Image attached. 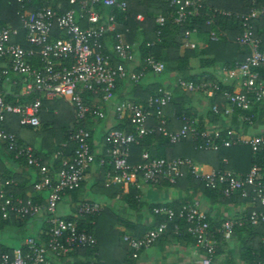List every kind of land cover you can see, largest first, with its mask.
I'll return each mask as SVG.
<instances>
[{
    "label": "built area",
    "instance_id": "1",
    "mask_svg": "<svg viewBox=\"0 0 264 264\" xmlns=\"http://www.w3.org/2000/svg\"><path fill=\"white\" fill-rule=\"evenodd\" d=\"M21 2L22 26L26 31V39L31 47L26 48L12 38L20 34L19 29L8 25L0 27V58H7L11 68L17 73L29 76L22 93L30 94L39 91L44 98H64L75 110V120L69 128V139L75 143L74 154L71 160L65 159L62 168L53 176L42 165L34 154V147L21 143L17 135L7 129L6 117L9 113L19 115L20 124L38 128L41 121V98L32 103H12L6 100L2 87L7 70L0 67V140L15 154L16 158L24 157L28 164L40 167L41 178L36 182L35 188L49 189L46 204L33 201L32 198L15 197L9 194L4 185L0 184V220L8 219L12 212L19 218L29 213L43 214L46 209L51 215L52 227L46 242H38L33 237L24 241V246L16 247L12 252H3L0 255V264H52V255L68 254L79 247H95L98 243L94 233L77 226V220L68 221L58 213V205L63 200L68 190H74L81 186L85 173L95 164L112 165L113 170H107V177L114 185L124 186L132 184L138 188L149 186L165 179L171 184L177 182L183 175L184 167L190 168L195 177L208 187L222 189L227 197L239 195L245 201L254 205L259 204L264 208V180L259 177L257 164L251 166L246 173H241L231 168H214L205 171L189 157H154L148 151L142 153L141 162H130L131 147L138 143L148 132L155 130L148 123L152 117L159 119L164 126V107L173 98V91L168 88H160V92L148 99L147 105H138L130 100L114 103L117 118L126 111L130 112V122L134 131L112 128L107 133L104 151H97L91 141V131L85 126L89 116L104 118L105 111L99 105H91L84 99L85 92L100 93L105 101L113 100V90L117 78L131 76L133 81H138L141 74L129 71L123 64L114 65L111 56L103 50L102 39L108 32H114L115 44L113 53L127 61L134 59V45L126 40L125 33L118 30V22L114 15H108L102 19V14L96 8L103 3L106 6H117L126 9L127 0H69L70 7L65 11H59L50 6H44L33 11L28 10L26 1ZM176 6L177 20H183L190 14H198L203 0H167ZM216 13V12H215ZM229 14V12H225ZM264 15V5L255 6L249 13L242 14L243 31L238 37L240 44L250 48L247 59L238 67L227 70L231 77L241 78L242 89L238 91L222 90L218 83L181 81L183 89L206 91L211 97L220 93L226 98L230 108L226 113L233 112V106L237 105L242 110H251L254 104L264 105V78L260 71L264 67V48L261 40L255 36L253 19ZM87 15L89 25L83 26L79 18ZM215 15V14H214ZM143 20L142 14L138 15ZM158 22L163 24L165 18L159 17ZM58 26L65 34L62 37H54V27ZM214 38L216 35L212 32ZM192 32L186 31L185 48H194L197 41L191 40ZM40 57V65L35 66L31 62L33 56ZM70 58L72 63L66 64L65 59ZM148 65L155 72L165 70V63L154 57L148 59ZM217 111V105H213ZM241 120L252 123L255 114L245 111L240 114ZM183 126L178 130L168 131L161 126L162 131L173 143L180 142L190 134L197 141V148L204 151H218L222 147L234 145L250 146L254 152L264 150V134L245 136L238 135L229 130L226 135L221 129H200L199 120L190 116L182 117ZM227 164L229 161L224 158ZM99 201L88 199L79 202L77 215L96 214L103 209ZM153 212L161 215L163 220L154 227L149 228L141 237L125 236L124 240L131 250L132 258L139 256V251L147 250L154 246L157 240L169 231V224L174 222L173 231L177 235L182 234L180 222L186 220V231L195 239L196 247L202 251L199 258L189 264H212L215 250L219 245L217 234L223 239L231 240L237 227L255 224L264 221V209L254 208L247 220L227 219L222 227L215 230L211 228L207 215L201 208V203L195 200L184 204L181 209L175 210L166 205L154 207ZM176 220V221H175ZM219 231V233H218ZM257 264H264V260Z\"/></svg>",
    "mask_w": 264,
    "mask_h": 264
},
{
    "label": "trees",
    "instance_id": "2",
    "mask_svg": "<svg viewBox=\"0 0 264 264\" xmlns=\"http://www.w3.org/2000/svg\"><path fill=\"white\" fill-rule=\"evenodd\" d=\"M261 5H264V0H203L198 14H190L180 21L177 20L176 6L171 5L167 0H127L126 9L117 6H106L103 3L97 5L96 8L102 14L103 20L108 15H114L118 22L117 29L123 31L127 42L133 44L135 47L134 59L127 61L113 53L115 44L114 32H108L103 37V50L111 56L114 65L123 64L129 71L137 74L142 73L138 81H133L134 79L130 75L124 78H117L113 97L118 101L128 99L138 105L146 106L148 99L158 94L160 88H168L173 91L172 100L164 107L165 118L167 119L166 124L163 126L156 116L150 119L148 125L151 128H155V130L148 132L140 138L138 143L132 145L130 162H141V156L144 151H148L154 157H165L168 159L189 157L199 160L202 159L203 153H207L208 157H214L216 162L218 161V168L245 170L246 167L249 168V166L257 164L259 177L264 180V150L254 152L250 146L234 145L222 147L218 151H204L196 147L197 141L192 134L180 142L173 143L161 129V126L165 127L168 131L180 129L184 124L182 120L183 115L197 118L198 110L194 103V95L197 93L202 98V95H205V93L203 90H198L194 93V91L183 89L181 81H192L199 84L211 80V76L208 75V72L196 71L191 64L192 59H199V67L202 69L219 64L221 68H226L227 70L235 69L247 59L250 54V48L240 44L238 41V37L243 31L241 15L249 13L252 8ZM44 6L65 11L70 7V2L69 0H31L26 1L25 7L33 11ZM227 10L229 14L225 13ZM139 14L144 16L143 20L138 19ZM161 16L165 18L163 24L158 22ZM79 22L83 26L89 25L87 15L79 18ZM253 23L255 36L261 40V46L264 48V15L260 14L254 18ZM8 25L20 31L18 36L12 38L14 42L20 43L26 48L31 47L26 39V31L22 26L21 2L19 0H0V27ZM186 31H191L192 36H198L205 45L200 47L197 44L194 48H185ZM212 32L215 33L216 38L213 37ZM62 36H65L63 30L55 26L54 37ZM150 57L163 61L165 63V70L155 72L149 67L148 59ZM4 59L8 60L7 58ZM65 61L68 65L72 63L70 58L65 59ZM31 62L35 66H39L41 63L40 57L38 55L33 56ZM2 68L7 70L4 80L9 78L12 83L11 92L5 93L7 101L18 104L32 103L37 98H41L42 100L40 112L42 123L38 128L20 124L19 115L9 113L6 117L7 129L13 131L21 143L24 141L34 145L35 138L38 135L42 136L43 147L46 151H37L35 149L34 154L39 158L42 165L49 166V174L55 176L62 168L64 160H71L74 154L75 143L69 139V128L64 125L63 120L58 121L53 116L42 117V112L47 104V98H44L39 91H34L27 95L22 93L25 83L29 81V76L13 71L9 60L6 66ZM258 70L264 78V67ZM147 80L152 81L149 82ZM127 82L131 84V90L127 94L119 92L118 85ZM218 84L222 90L232 91L224 84L220 82ZM90 93L85 92L83 94L87 103L90 100ZM211 98L205 116L209 119L210 123L215 124L223 121L224 117L230 114L226 113L225 110V104L228 103L225 97L218 92ZM213 105H217V111L213 110ZM233 108L235 119L239 118L241 112L245 111L246 115L253 112L255 117L252 118V123L259 120L260 108L264 112V105L260 103L254 104V108L251 110H242L237 105H234ZM71 110L72 114H74V108ZM204 120V117L199 118L198 127L200 129H208ZM242 122L244 123L245 121L242 120ZM245 123L250 124L247 121ZM85 126L91 131V141L94 147V131L88 122L85 123ZM221 126L223 127V125ZM114 128L134 131V126L130 122L129 111H126L122 117L118 118ZM22 130L26 131L30 137H24L21 134ZM229 130V127L224 128L222 134L226 135ZM107 133L108 131L103 134L104 138L107 137ZM70 145H72V156H64L62 153L65 147ZM224 158L228 159L229 162L227 164L224 162ZM9 159L23 170L12 171L9 168ZM113 168L112 165L98 164V176L90 186V190L102 195L107 194L111 198L120 195L123 201L136 211H141L143 208L148 209L155 216V222L150 227H154L163 220L161 215H156L153 212L154 207L166 205L179 210L184 204L194 202L198 193L218 204H227L232 201L237 203L242 200L239 195L227 197L222 189L206 186L204 182L195 177L190 168L184 167L183 175L178 177L175 184H171L165 179H160L158 182L151 184V186L158 188L174 187L182 191L183 196L165 203L150 202L142 198V188H138L132 184H125L124 188H117L114 184L108 185L107 170H113ZM30 170L35 171V177L27 178L24 176V173H29ZM89 170L85 173L79 188L66 192L65 196L70 198L73 212L65 215L64 218L68 221L77 220V226L80 229L85 228L87 231L94 233L98 243L95 247H79L68 254L52 255V264H58V262L68 260L70 257L73 259L68 260V264H103V260L110 256L114 257V259L106 261V264H132L130 261V258H132L131 250L123 251L120 248L121 251L119 252V246L117 245L115 252L109 255L105 254L102 249L101 235L105 229L101 221H104L105 226L108 228L105 230V232L108 231L106 237L112 238L113 233L117 231L114 227L115 223H118L119 216L113 214L114 210H112L111 206L105 205L96 214H80L76 216L78 203L89 199L86 189V175ZM41 175L39 166L28 164L27 159L24 157L16 158L15 154L0 140V184L5 183L6 180L10 181L9 184L4 185L5 190L9 194L25 199L32 198L35 202L46 204L49 189L37 190L35 188V184L40 180ZM254 208L259 210L264 209L257 204L247 209L243 216L227 215L221 220H216L210 215H206L211 228L215 230L219 229L220 231L225 220L243 219L246 221ZM38 215L29 213L19 218L12 212L8 219L0 220V237L5 233H9L8 231H11L10 228L14 227L16 231L12 232V234L19 242V245L14 246L0 240V255L3 252H12L16 247L24 246V241L28 237H33L38 242H46L48 240L52 227V223L50 222L51 215L46 209L41 217L38 218ZM177 222H180L182 234L177 235L172 233L174 222H171L169 224V231L163 234L157 242L167 237L181 241V243L187 246L195 245V239L186 231V220H177ZM217 238L219 245L215 250L212 264H257L264 260V221H259L255 224H248L246 222L243 226L237 227L231 240L223 239L220 233L217 234ZM142 251L144 250L139 251V255ZM225 251H229L230 255L226 256V254L225 257ZM236 255L239 258L236 259ZM81 256L82 258H79ZM54 257L56 258L55 260L53 259Z\"/></svg>",
    "mask_w": 264,
    "mask_h": 264
},
{
    "label": "crops",
    "instance_id": "3",
    "mask_svg": "<svg viewBox=\"0 0 264 264\" xmlns=\"http://www.w3.org/2000/svg\"><path fill=\"white\" fill-rule=\"evenodd\" d=\"M227 12H229L227 10ZM193 38L197 41L200 47H203L205 44L202 40L198 38V36H193ZM8 60H5L4 58H0V67H5ZM192 64V61H191ZM192 66L195 68L196 71L201 72H208V75L211 76V80H208L207 82H216V83H222L228 88H230L232 91H238L242 89V83L241 78L239 76L231 77L226 68H221L219 64L202 69V68H196L193 64ZM201 69V71H200ZM151 82L152 80H147ZM2 87L6 93H10L12 90V83L9 78H6L3 83ZM131 90V84L128 82L125 84H119L118 85V91L123 92L127 94L128 91ZM89 95V94H88ZM92 95V96H91ZM117 96V95H116ZM197 93L194 95V103L197 107V119L199 120L200 117L205 118V123L207 125V128L209 130L213 129H224L226 127H229L230 130H233L238 135H245V136H253V135H260L264 134V112L259 110V120L254 123L246 124L243 123L239 114V118L235 119L232 112L229 116L224 117L223 121H219L218 123H210L209 119L206 118L205 114L207 111V108L209 106V102L212 99L208 95H202V98L199 97ZM90 100H88V103L91 105H99L102 107V109L105 111V117L104 118H98L89 116L87 122L89 123L90 127L94 131V147L97 151H104L105 149V143L106 138L103 137V134L106 131H110V129L114 128L117 124L118 118L116 117L115 110H114V103L121 102L124 100H116L115 97H113V100L111 102L105 101L102 98V95L100 93H90L89 96ZM200 99V101H198ZM73 106L64 98H53V99H47V104L44 107V110L42 112V117L46 116H53L58 121L63 120L64 125H66L68 128H70L73 125V122L75 120V111L74 114H72V108ZM231 106L226 103L225 108H230ZM234 110V108H233ZM221 122V123H220ZM223 125V127L221 126ZM228 129V128H227ZM101 133V135L99 134ZM21 134L28 138L30 135L26 131H21ZM26 144H29L27 142H24ZM31 145V144H29ZM34 147V150L37 151H46V149L43 147V137L38 135L35 138L34 145H31ZM64 156L71 157L72 156V145L65 147L64 152L62 153ZM211 155V154H210ZM208 157L207 153H203L202 159L199 160L197 158H191L198 166L202 167L205 171H210L214 168H218L219 166L218 161L216 162V159L213 157ZM46 166V165H45ZM48 170L50 171L49 166H46ZM9 168L12 171H22V168H19L16 163H14L12 160L9 159ZM98 164H95L86 175V189L88 192L87 197L89 199H93L96 201H99L103 204V206H111L112 210L118 211L120 213L118 223L114 229L118 230L120 232V236L118 242L119 246V252L121 251L120 248L123 251H128V245L124 240V237L129 235L132 237H141L143 236L146 231L151 228L150 226L153 225L155 222V216L152 215L148 209L143 208L141 211H136L134 209H131L120 197V195H117L114 198H111L107 194H101L96 193L90 190V186L94 183V181L97 179L98 173H97ZM246 167L245 170H236L241 173H246L250 170ZM24 176L27 178L35 177V171L30 170L29 173H24ZM107 184H113L111 183V180L107 177ZM117 188H124L123 186L114 185ZM143 194L142 198L149 200L150 202H168L171 200H176L183 196L182 191L174 188V187H167V188H158L154 186H145L142 188ZM100 197V198H99ZM195 200L200 201L202 210L208 216L210 215L212 218L218 220L222 219L224 216L227 215H234L236 217L243 216L246 213V210L254 207L255 205L245 201L244 199L241 200V202H229L227 204H218L214 203L211 200H208L205 198L201 193H198L196 195ZM73 212V207L71 204V200L68 196H64L63 200L58 205V213L60 215H68ZM41 217V215H38V218ZM11 231L14 233L16 231V228H10ZM170 238L165 237L164 239H160L156 245H161L164 241H169ZM181 243V241H178ZM184 244V243H183ZM185 245V244H184ZM15 246V245H14ZM153 246V247H154ZM191 246L190 253H193L194 256H196V259L200 257L202 251L196 247V245H189ZM149 248L147 250H144L141 252V254L136 259L130 258V261L132 264H145V259L149 258L150 254H152L155 251V247ZM79 258H82L79 257ZM239 258L238 255H236V259ZM56 259L55 257L53 258ZM73 258L70 257L68 260H72ZM114 257H107V259L103 260V264H106V261L113 260ZM195 259V260H196ZM68 260L60 261L58 264H68ZM222 260V258H220ZM194 261V260H193ZM223 261V260H222ZM192 262V261H191ZM190 263V262H189ZM187 263V264H189Z\"/></svg>",
    "mask_w": 264,
    "mask_h": 264
},
{
    "label": "rangeland",
    "instance_id": "4",
    "mask_svg": "<svg viewBox=\"0 0 264 264\" xmlns=\"http://www.w3.org/2000/svg\"><path fill=\"white\" fill-rule=\"evenodd\" d=\"M191 40H196L191 37ZM192 64L198 69L199 68V59H192ZM201 71V69H200ZM229 74V72H228ZM159 78V76H158ZM207 82V81H206ZM213 82H208V84H211ZM215 83V82H214ZM196 90H194L195 93ZM207 93L206 91L204 92ZM207 95V94H206ZM210 97V95H208ZM101 135V133H99ZM100 198V197H99ZM202 208V206H201ZM114 215L119 216L120 213L118 211L114 210ZM41 215V214H40ZM102 225L104 226V229H108L104 221H101ZM119 223H115V226ZM9 230V229H7ZM102 233L101 235V241H102V249L105 254H113L115 252V248L118 245V240L120 236V232L117 230L115 233H113V236L110 240L109 237H106L108 231ZM9 233H5L1 235L0 240L3 242L10 244V245H19L18 240L13 236L12 231H8ZM113 232V231H112ZM116 235V236H115ZM115 236V237H114ZM115 243V244H114ZM155 251L150 254L149 258L147 260L145 259V264H187L193 260L196 259V256L193 255V253H190L191 246L184 245L183 243H179L178 240L170 239L169 241H164L161 245H156ZM153 247V248H154ZM118 249V248H117ZM227 254V255H226ZM229 256V251H225L224 256ZM225 256V257H226Z\"/></svg>",
    "mask_w": 264,
    "mask_h": 264
}]
</instances>
